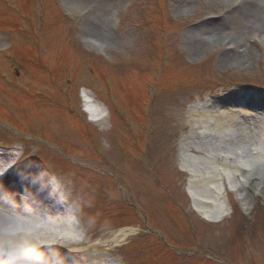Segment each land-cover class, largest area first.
<instances>
[{
	"label": "rangeland",
	"instance_id": "1",
	"mask_svg": "<svg viewBox=\"0 0 264 264\" xmlns=\"http://www.w3.org/2000/svg\"><path fill=\"white\" fill-rule=\"evenodd\" d=\"M233 2L0 0V149L19 156L24 149L14 168L30 163L46 174L66 216L92 244L126 232L108 247V264H264L259 165L237 160L258 174L246 191H234L235 176L242 179L237 168L218 166L226 182L207 213L224 209L218 222L199 213L187 196L188 176L179 172L180 144L210 120L206 113L200 121L189 117L191 108L223 95L234 101L235 93L247 109L252 99L264 100V31L251 29L256 18L230 17ZM227 13L230 22L222 19ZM87 17L94 29H85ZM222 20L217 40L199 45L201 26ZM243 29L245 38L234 41ZM243 49L245 63L233 52ZM80 93L96 104V125L85 123ZM163 143L171 149L160 154Z\"/></svg>",
	"mask_w": 264,
	"mask_h": 264
},
{
	"label": "bare ground",
	"instance_id": "2",
	"mask_svg": "<svg viewBox=\"0 0 264 264\" xmlns=\"http://www.w3.org/2000/svg\"><path fill=\"white\" fill-rule=\"evenodd\" d=\"M261 3L264 4V0H234L228 13L230 17L243 13L256 18L255 21L249 22L251 29L258 28L264 31ZM228 13L222 19L228 20L226 16ZM227 20H222L209 28L201 26L203 30L196 37L198 44L205 47L214 43L223 32L222 28L227 26ZM86 23L85 29H94L91 18L87 17ZM232 38L234 41L242 40L245 38V30L234 33ZM234 41L228 45H233ZM233 52L237 60L241 58L244 63L246 58L248 60L246 50H233ZM228 57L222 58L221 62L227 63ZM256 95L263 96L262 93ZM235 96L239 100L236 98L232 101L223 95L221 100L207 102L199 108L193 106L196 109L191 108L189 117H195L197 121H200L199 115L206 113L210 120L202 122V126L198 128H193L194 136L191 134L190 138H185V142L180 144L182 153L179 158L184 163L180 169L187 173L189 179L187 191L193 204L204 210L199 213L209 221L218 222L226 215L225 210L221 208L218 214H211V216L207 214L208 210H212L210 205L218 204L221 197L219 181L226 182V177L218 169L220 164L225 166L228 164L233 169L237 168L236 172L240 173L242 179L239 175L236 176L238 184L234 186V191H246L247 187L252 185L251 178L258 176L254 169H244V166L235 165L237 160L246 161L248 165L245 166L249 167L257 163L261 172H264V100L252 99V103H249L252 109H247L249 107L243 103L244 101L242 102L240 94L235 93ZM221 101L224 103H220ZM84 102L92 119L98 112L96 104L86 93ZM235 106H246L247 110L241 108L236 111ZM198 109H200L199 112ZM219 109H223L222 115L217 114L216 111ZM197 131H201V135ZM196 137H203L204 144L195 143ZM170 149V146H165L163 143L159 153L168 152ZM209 149L212 150L208 151ZM212 151L216 154L213 155ZM24 154V149L20 156L0 149V172L8 168L11 174L9 181H4L6 176L0 177V264H33L36 259H39L35 253L37 247L43 254L42 264H108L107 257H113L114 251L112 249L114 247H108L112 243L119 245V241L125 240L126 232L122 230L119 235L111 236L110 239H97L93 244L92 237L87 233H82V236L78 238L79 233L74 229L73 220H68L63 202L56 196L57 192L49 186L48 179L38 167L25 163L21 168H14ZM187 154L203 157L202 163L189 162ZM7 162L10 164H6ZM249 171L254 175L247 179L244 173ZM246 199L242 198V201ZM16 221H20L32 232L6 234V226Z\"/></svg>",
	"mask_w": 264,
	"mask_h": 264
},
{
	"label": "clouds",
	"instance_id": "3",
	"mask_svg": "<svg viewBox=\"0 0 264 264\" xmlns=\"http://www.w3.org/2000/svg\"><path fill=\"white\" fill-rule=\"evenodd\" d=\"M35 253H36V255L39 257V259H36V260L33 262V264H42V256H43V254H42V252L39 250V247H37V248L35 249Z\"/></svg>",
	"mask_w": 264,
	"mask_h": 264
}]
</instances>
